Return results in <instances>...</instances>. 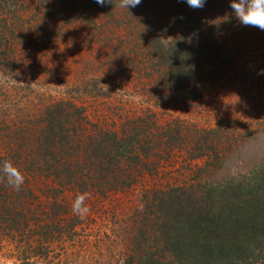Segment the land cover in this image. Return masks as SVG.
<instances>
[{
	"label": "rangeland",
	"instance_id": "rangeland-1",
	"mask_svg": "<svg viewBox=\"0 0 264 264\" xmlns=\"http://www.w3.org/2000/svg\"><path fill=\"white\" fill-rule=\"evenodd\" d=\"M93 1L0 0V156L23 166L39 160L36 137L57 105L80 110V120L73 114L63 125L67 134L75 129L77 151L100 132L130 129L149 141L148 150L136 149L137 162L128 153L105 178L82 171L76 185L21 166L32 193L21 230L28 233L0 237V264H139L141 254L177 264L161 251L149 193L221 188L264 170V30L242 25L231 0H222L227 50L201 60L206 84L170 88L145 42L151 24L167 23L186 0H145L128 10ZM185 6L215 18L208 4ZM167 25L154 27L157 50L195 33ZM196 146L206 155L194 158ZM72 150L61 157L83 158ZM81 193L88 194L83 216L72 211Z\"/></svg>",
	"mask_w": 264,
	"mask_h": 264
},
{
	"label": "trees",
	"instance_id": "trees-1",
	"mask_svg": "<svg viewBox=\"0 0 264 264\" xmlns=\"http://www.w3.org/2000/svg\"><path fill=\"white\" fill-rule=\"evenodd\" d=\"M144 1L141 0L139 5ZM111 2L118 7L120 0ZM92 4L96 8L102 7L95 0ZM185 4L181 3L173 9L167 23H164L165 19L155 26L151 24L152 29L145 42H148L153 64L157 63L155 66L164 71L170 88L184 89L192 83L206 84V77L201 73V60L209 58V54L227 50L228 40L220 30L221 22L225 24V18L221 16L225 9L222 11L220 8L223 1L206 0L205 5L208 4L215 15L210 20L205 15L191 13ZM168 23L185 26L190 32L195 30V33L177 37L169 45H159L160 50H157L154 47L157 40L154 27L158 31L160 26H168ZM59 107L47 110L48 115L36 137L35 151L39 160L24 161L23 166L20 161L0 156V166L5 160H10L20 171L22 166L26 171L28 168L27 172H47L57 178L62 176L68 185H76L78 180L84 179L82 171L92 172L95 178H105L109 171L114 172L123 166L128 153L137 162L136 149L140 154L148 150L146 145L149 141H145L144 137L137 138L134 129H130L122 134L100 132L91 137L88 149L77 151L81 144L71 137L75 129L71 127L70 134H67L63 125L73 114L80 120V110L66 113ZM66 108L72 107L68 105ZM195 148L197 153L194 158L206 155L201 147ZM66 149L76 151L73 156L79 152L84 156L70 161L68 157H61L67 154ZM204 151L214 161L219 160L213 145H206ZM254 174L256 176L249 180L230 182L221 188L174 187L151 191L146 200L149 209H153L157 216L155 228L161 251L177 264H257L264 261V170ZM2 177L0 173V237L9 233L18 235L19 229L21 231L27 226L28 203L32 193L26 183L17 191L9 187ZM21 233L25 235L28 230ZM138 259L139 264H167L150 254H141Z\"/></svg>",
	"mask_w": 264,
	"mask_h": 264
},
{
	"label": "clouds",
	"instance_id": "clouds-1",
	"mask_svg": "<svg viewBox=\"0 0 264 264\" xmlns=\"http://www.w3.org/2000/svg\"><path fill=\"white\" fill-rule=\"evenodd\" d=\"M106 0H95V3L103 6ZM111 3V0H107ZM206 0H186L189 7L200 9L204 7ZM141 3V0H120L119 7L127 10L136 7ZM230 7L233 10L234 16L244 26L256 27L264 30V0H231ZM107 90V86L103 85ZM0 173L3 174V179L7 181L9 187L14 190H20L25 183L23 173L10 160H5L0 166ZM88 198L87 193L78 194L73 201L72 211L76 215H86L89 211L85 204Z\"/></svg>",
	"mask_w": 264,
	"mask_h": 264
}]
</instances>
